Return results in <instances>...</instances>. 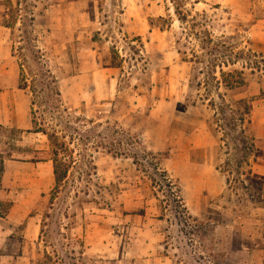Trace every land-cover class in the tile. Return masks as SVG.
Here are the masks:
<instances>
[{"label": "rangeland", "instance_id": "rangeland-1", "mask_svg": "<svg viewBox=\"0 0 264 264\" xmlns=\"http://www.w3.org/2000/svg\"><path fill=\"white\" fill-rule=\"evenodd\" d=\"M0 157L17 264H261L264 0H0Z\"/></svg>", "mask_w": 264, "mask_h": 264}, {"label": "crops", "instance_id": "crops-1", "mask_svg": "<svg viewBox=\"0 0 264 264\" xmlns=\"http://www.w3.org/2000/svg\"><path fill=\"white\" fill-rule=\"evenodd\" d=\"M7 68V64H3V69L4 71ZM103 92V90H96V93ZM53 166V165H52ZM5 167V164H4ZM5 173L6 171L3 170L2 173V178L0 182V205L4 203L2 199H4L3 192H4V187H5ZM48 174L53 177L55 181V176H54V170L53 167L51 168L50 172ZM7 217H3L0 215V264H4V261H6L8 264H14L16 263L15 260L19 259H26V253L24 251L21 252V246L25 242L24 239L18 240V251L15 249H10V234L12 231L15 229L14 227H11L10 225L6 224ZM4 226H7L9 229L4 228ZM17 264V263H16ZM19 264V261H18ZM261 264H264L262 262Z\"/></svg>", "mask_w": 264, "mask_h": 264}, {"label": "trees", "instance_id": "trees-1", "mask_svg": "<svg viewBox=\"0 0 264 264\" xmlns=\"http://www.w3.org/2000/svg\"><path fill=\"white\" fill-rule=\"evenodd\" d=\"M222 77L224 80L222 82L224 85L228 86V83L230 82V88H238L246 85V82L244 80V77L242 76L243 71L241 70H234L233 72H230L231 74L234 75V79L228 81L227 76L230 75V73H226L223 70H220ZM231 76V75H230ZM216 110H223V107L221 106H216ZM44 134H46L49 137L50 141H53L55 138V135L49 132H46L45 130H42ZM52 162H53V170H54V176H55V187L59 186L63 180L65 179L68 169H69V163H67L65 160H62L58 156V151L57 149L53 150L52 152ZM4 170V160L3 157H0V182L2 178V173Z\"/></svg>", "mask_w": 264, "mask_h": 264}]
</instances>
